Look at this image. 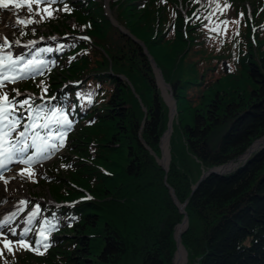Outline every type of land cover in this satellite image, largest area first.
I'll use <instances>...</instances> for the list:
<instances>
[{"label": "trees", "instance_id": "1", "mask_svg": "<svg viewBox=\"0 0 264 264\" xmlns=\"http://www.w3.org/2000/svg\"><path fill=\"white\" fill-rule=\"evenodd\" d=\"M169 1H148L144 8L127 7V0L110 5L118 24L142 38L157 61H163L164 79L174 91L181 138L178 146H171L168 175L138 135L142 129L146 146L159 152L166 105L151 62L143 48L107 18L102 0L71 3L76 20L50 41L52 50L36 48L30 56L45 58L49 66L60 62L50 83H31L47 97L36 107L42 108L41 119L59 110L71 126L52 123L58 133L76 130L72 125L83 115L81 125L88 128L77 129L73 137L85 159H74L67 169L58 164L48 169L55 173L53 199L71 205L55 213L48 208L41 226L61 227L68 221L59 232H75V237L65 235L64 246H74L76 255L70 260L78 264H172L174 232L184 216L170 194L171 186L180 203L188 200L189 229L182 242L189 260L264 264V148L232 173L208 176L193 191L203 171L236 160L264 138V24L254 29L246 17L247 30L229 31L232 34L224 40L231 47L216 50L208 56L209 65H203L188 55L196 43L188 35L199 28L186 25L183 13L170 15ZM116 3L121 10L114 8ZM203 13L198 11L194 18ZM214 27L220 25L209 19V32ZM83 34L89 39L81 38ZM177 56L181 65L176 64ZM122 74L147 109L145 121L140 101ZM59 77L63 78L58 82ZM106 83L111 86L105 88ZM185 227L186 223L181 232ZM140 251L145 259L137 263Z\"/></svg>", "mask_w": 264, "mask_h": 264}, {"label": "rangeland", "instance_id": "2", "mask_svg": "<svg viewBox=\"0 0 264 264\" xmlns=\"http://www.w3.org/2000/svg\"><path fill=\"white\" fill-rule=\"evenodd\" d=\"M77 1L78 0H56L55 3L45 4L43 2L37 3L36 0H32L31 7H29L26 3V0H17V2L22 5L21 7L17 8L15 7V5L10 4L9 9L0 10V37H3L6 43L10 45V47L0 48V53H2L5 56L11 55L13 59L20 60L19 58H21L22 56L18 55L17 52L20 51L21 48H24V46L34 45L35 43H38L39 41H42L39 43L51 41L53 38L48 37V35L55 34V33L59 34V31L67 28V26H70L71 23H73L76 20L74 15H72V12H70V8L68 6L71 3H75ZM114 1L115 0H109L108 5L109 6L112 5L111 2L113 3ZM148 1L151 2L152 0H132L131 2L132 4L138 5L137 8H142V7L144 8ZM169 2L170 4L168 5V7L173 6V10L170 15L179 16L181 13H183L186 19L185 21L186 25L191 26L193 28H199L192 34L188 35L190 39H196V43H192L191 49L188 55L193 59V61L201 62L203 65H209V62H207L209 60L208 56L210 54L214 56V53L216 52V50L221 48V52H222L226 48L229 49L231 47V45L228 46L226 44L228 43V41L224 40L228 35L232 34L229 31H232L235 28L237 29V31L242 30V29L247 30L246 17L251 18V21L254 23L253 24L254 29H256L258 25L264 24V0H170ZM106 3H107L106 0H102L103 10L105 13L107 10ZM128 4H131L130 0H127V7H128ZM123 7L126 8L125 5H123ZM114 8L117 10L118 8L117 3L115 4ZM61 10H62V13L67 15L68 17L62 16L60 15V13L58 15V12ZM118 10H121V8H118ZM201 10L204 11L203 15H200L194 18L196 13ZM9 18L11 20L8 22ZM193 18L194 20H192V23L191 22L189 23V20ZM234 18H238L237 22L235 21ZM20 19L29 20L30 23H28L27 25L18 24L17 21ZM209 19L214 21L215 24L220 25V27L219 28L214 27L213 28L214 30L209 32V29H210ZM205 23H207L206 26H202ZM122 30L127 32V34L123 32ZM120 31L123 34L131 37V39H133L136 43H138L143 48L144 54L147 56V58L151 62L152 72L156 80L158 79V73H159L161 78L165 81V83L170 86L171 93L175 101L174 102L175 114H174L173 119H171L172 113H171L169 103L163 96L162 91L159 88L158 83H157L163 103L166 105L165 131L163 132L160 143H159V152L158 153L153 152L150 150L149 147L146 146L142 138V135H143L142 129L138 133L142 144L155 157L156 162L159 164V166H161V168L168 175L170 171V165L168 166V168H164L161 162L159 161L161 157V153H162V150H161L162 140L165 134L167 133V131L171 129V135H170V141H169V152H170V157L172 161L173 149L171 148V146H175V145L178 146L180 138H181V129L179 127V118L177 114V101L175 100L174 91L171 85L164 79L163 69L161 67L163 61L161 62L157 61L155 56L151 53L149 47L146 46L144 40L140 37L133 35L131 31L127 29V27L122 25L120 27ZM33 32H36V34H33ZM40 35H44L47 37H44L43 39H39V41L34 40L35 42L33 41L27 42L28 37L36 38V37H39ZM241 35H242V32H239L237 36V40L240 39ZM253 36L251 37L253 38ZM80 37L83 39H89L87 36H85V34L80 35ZM50 45L52 44L47 45L43 51L45 52V50H52V48L49 47ZM38 47L39 46L35 47V49ZM99 49L106 55L104 49L100 47ZM34 50L31 51L29 56H27L26 58H23V61L29 60ZM225 55H227V53L223 54V56ZM36 58H39V57H36ZM180 58L181 56H177L176 64L181 65ZM95 59L97 58L95 57ZM49 63L50 61L46 62V65H47L46 68H49ZM20 64H21V68H24V62H21ZM153 64L155 67L153 66ZM44 71L45 69H43L41 74H44L43 73ZM5 72L7 73L8 70ZM19 75H20L19 73L15 74V77L17 78L16 83H10L8 79H5L3 81L5 86L0 87V99H3L5 97V93L9 91L11 92V96L10 97L7 96V100H10V101L14 100L17 102L16 105L14 106H10L9 104L6 105V103H4L6 107H11L12 109L13 107H19V103L25 100L28 101V104L24 106L26 107L33 106L34 105L33 103L35 101V99L33 98L37 97V95H40V93L37 94L30 90L32 89L31 83H29L24 88H18V82H24L25 80L38 78L40 76L33 77L30 79H25V80H23L24 79L23 78L22 80H20L18 79ZM30 75H32V71L26 70L25 76H30ZM121 77L124 81H127L129 88L139 99L140 105L143 111L145 112V117H144V121H145L148 117L147 112H146L147 109L142 103V100H140L139 95L137 94L134 85L131 83L130 80H128L126 75L122 74ZM9 78H11V76ZM45 78L48 81L46 83H50L49 79L47 77ZM55 78H57V76ZM62 78L63 77H59L58 82L62 80ZM58 82L56 81V84ZM110 86L111 84L109 83L105 84V88H109ZM17 88L19 90H17ZM38 109H36L35 112L40 114V112L42 111V108L38 107ZM12 112L20 120V116H17L19 115L18 114L19 112H17L15 109H13ZM57 113L59 114V112ZM58 114L57 116H60V114L59 115ZM41 115L42 114H40V116ZM48 115L53 117L52 113L50 114L47 113L46 116ZM83 118H84V115L81 116L79 119H77L76 125L73 124L72 127L76 128V130L79 129V131L80 130L85 131V129L87 128V125L85 123L81 125V123L83 122H80V119H83ZM144 121H143V127L145 123ZM20 130L25 131L26 127H24L23 129L19 127L16 128L15 131L13 132V137ZM44 130L45 129H43V131ZM76 130L69 128L66 131L62 132L64 133L62 145L60 141L56 139V137L60 136V135H57L56 131L54 134H51L50 137L39 133L41 139H38L36 143L41 146L42 151L38 153L36 147L29 146L27 152L21 153L22 154L21 160H24L29 157L33 159H38L44 156L46 157L43 160H35L36 162L33 163L32 165H28L24 163L12 165L7 171L1 174L0 192L2 188L10 190L11 187L14 185H17V187L14 189V193L12 194V197L8 199V201L1 202L2 207H5V205L8 206L10 204L13 207L15 206L14 207L15 210L9 215L10 218L2 223V224H7L8 227L5 228L3 231H0V264H31L30 259H28L30 256L38 264H41L40 259H46L48 264H63L64 260L68 264H78V262L75 261L74 259H73L74 261L70 260L71 258H75V255H76L73 250L74 246L70 248H66L64 246L65 235H67V237L69 236L75 237L76 236L75 232L74 231H70L67 233L59 232L61 228H63V225L68 223L67 220L63 221L64 224L61 227L60 225L53 223L50 229L47 228L46 226H44L43 228H40L39 224H37L33 227V230H32L33 236L31 237V239H29L27 237L31 236L30 233L21 231L19 229V222L27 215V213H30L32 210L23 213L22 208L16 209L18 204H21L23 202H27L30 200L32 201L34 200V198H38V201L41 202V204L42 203L45 204L46 205L45 208L48 209L52 207L50 211H52L53 213L63 208V207L59 208L56 205L49 206V204H52V202L55 201L51 199V198H54V194H53L54 192H52V180L55 176V173L53 172V170L49 171L48 169L53 168L56 164L60 165L61 168L63 169H67L68 166L74 165L73 163L74 159L80 160L81 158H84L80 154V151H81L80 148H77L79 147L77 146V144H79L78 139L76 138L73 139L75 135L74 133ZM177 130H178V133H177ZM221 137L223 138V135ZM221 137L219 138L220 141H221ZM32 138L33 137L31 136L30 139ZM71 138H72V142H71ZM53 144L56 145L55 149L49 146ZM259 145L260 146L257 148V151L255 153H257L259 150L264 148V144H259ZM255 153H253L249 158H247V160L245 159L244 161H242L243 156L246 154L245 153L244 155L240 156L236 160L231 161L223 166L237 165V167H234V170H235L241 167L244 163H246ZM171 161H170V164H171ZM41 165L42 167L38 168ZM86 166H88V164ZM205 173L206 172L203 171L199 181L201 180V178L203 177ZM216 175L226 176V174H216ZM199 181L197 182V184L199 183ZM196 185L193 187V191L196 190V189L194 190ZM168 187L170 188V194H171V189L173 188L171 186H168ZM171 196L173 200L175 201L179 211L184 216L182 223H180L175 228V232H174L173 239L176 242L175 243L176 251L172 259L174 260L179 250L178 245H177L178 241H176V230L179 226L186 223V216L188 215L185 211V208L188 205V200L186 201L187 205L184 208L185 213H183L181 209L179 208L178 203L180 205H183L186 202L182 204L177 200V198L175 200L172 194ZM81 198L83 197H80L79 199ZM65 204L67 203H64L63 205ZM43 213L45 214V212ZM110 213L112 212L110 211ZM21 214L22 216L20 217ZM11 231H14L16 235L15 236L11 235ZM41 233H44V236H41ZM56 237H62V238L61 240H55L56 244H54L51 247V249H45V250L39 249V253H37L36 245H35L36 240H40V242H45L48 240H53ZM182 237L183 235L179 236L180 246H182L186 252V259H187L186 264H194L193 261L189 260L188 251L183 245ZM21 241H24V244H27L30 247H24V245L21 244ZM6 244H9L10 246L5 247ZM144 255L145 253L141 251L138 252L137 257H136L138 259L136 260V262L137 263L143 262L145 259ZM36 263L32 262V264H36Z\"/></svg>", "mask_w": 264, "mask_h": 264}, {"label": "snow or ice", "instance_id": "3", "mask_svg": "<svg viewBox=\"0 0 264 264\" xmlns=\"http://www.w3.org/2000/svg\"><path fill=\"white\" fill-rule=\"evenodd\" d=\"M37 3L43 2L45 4H50V3H55L56 0H36ZM26 3L29 7H31L32 0H26ZM15 5V7L19 8L22 5L17 2V0H0V10L4 9H9V5ZM47 11V10H46ZM18 24H24L27 25L30 23L29 20L26 19H20L17 21ZM4 47H10L5 41L3 37H0V48ZM7 61V63H5ZM21 63L20 60L13 59L11 55H3L0 53V87H4L3 81L5 79H8L10 83H16L17 78L15 77L16 73H19L18 79L22 80L26 74L27 71H35L38 70L39 68L43 67L45 62L43 60H31V61H24V68L18 67V65ZM7 68L8 72L2 71L3 69ZM11 76V78H9ZM46 91V89H45ZM7 99V96H5L3 99H0V170H3L6 168V163L5 161L11 163L15 152L17 151L16 147L12 145L10 138L12 133L15 131L17 126L19 125L20 121L19 119L13 114L11 111V107H6L4 105V100ZM16 101H9L10 106L16 105ZM28 104V101L25 100L23 102L19 103V107L23 108L24 105ZM28 111H32L31 106H29ZM59 110H54L52 113L53 117H56V113ZM30 120L33 122L31 124L26 125V130L21 131L19 133L20 140L17 141V144L22 145L19 147V152L25 153L28 150L29 145L26 143V136H27V129L35 128V127H40L43 129H49V125L51 123H55L58 125H63V126H68L70 127V122L67 120V117L65 116H59L56 117L54 120L53 119H46L45 123L37 125V121L41 119V116L39 113H37L35 116H30L28 117ZM63 136L64 133H61L59 137H56L61 143L63 144ZM9 138L8 145L5 146V138ZM38 139H41L39 132H36L35 135L32 138V145L33 147H36L37 152H41V146L36 143ZM53 149L56 148V145H49ZM19 163H24L28 165H32L36 161L29 157L24 160L18 161ZM33 215H36V213H33ZM29 223H31V217L29 218ZM7 224H0V231H3L5 228H7ZM27 232V230H25ZM11 235H16L14 231H11ZM41 236H44V233H41ZM21 244L24 245V247H30L27 244H24V241H21ZM36 245V251L39 253V249L41 247V242L40 240L35 241ZM9 244H6L5 247H9ZM43 247L46 249L48 247V244H44Z\"/></svg>", "mask_w": 264, "mask_h": 264}, {"label": "bare ground", "instance_id": "4", "mask_svg": "<svg viewBox=\"0 0 264 264\" xmlns=\"http://www.w3.org/2000/svg\"><path fill=\"white\" fill-rule=\"evenodd\" d=\"M107 3V10L105 15L107 16V18L114 24V26L116 27H121L118 22L114 19V17L112 16V14L110 13V6L108 5L109 0H106ZM11 19L9 18L8 22ZM4 32V31H3ZM48 45V43L43 42L42 44L39 43H35L34 45H30V46H24V48H21L20 51H18V55L22 56L20 59L21 62L23 61V58H26L27 56L30 55L31 51L35 49V47L39 46L38 48H44ZM19 49V48H18ZM7 63V62H5ZM21 65V64H20ZM154 66V64H153ZM45 66L39 68L38 70H35L34 74L30 75V76H24V79H30L33 77H37L40 76L38 78H34V79H30V80H25L24 82H18V88H24L28 83H35V84H39V85H43V82H47L46 78H49L51 75H53L56 71H58V69L60 68V62L55 63L52 66H49V68H46L45 71L43 72L44 74H41V72L43 71ZM155 67V66H154ZM7 68L3 69L4 72L7 71ZM158 85L162 91L163 96L165 97V99L167 100V102L169 103L170 109H171V119H173L174 114H175V109H174V99L173 96L171 94V89L170 86L168 84H166L164 82V80L161 78L160 74L158 73ZM17 88V90H19ZM32 92L39 94L36 90L34 89H30ZM5 96H11V92H6ZM12 101V100H11ZM9 104V103H7ZM47 104V103H44ZM36 105H40L39 102H36ZM13 109H15L17 112H22L25 108H19V107H13ZM20 117H25L24 115H19ZM22 130H20L19 132H21ZM170 135H171V129L167 131V133L165 134L163 140H162V159H159V161L161 162L162 166L164 168H168V166L170 165V161H171V157H170V152H169V141H170ZM261 143H257L253 146V148H255L257 145H259ZM8 143L7 141H5V146H7ZM22 145H19V147ZM19 147L16 148L17 151L15 153L19 152ZM46 156L38 158V159H34V160H43ZM6 163V169H9L10 166H12L11 163L5 161ZM48 166V165H46ZM41 166H39L38 168H41ZM231 168H234V165H229L225 168H222V171H226V170H230ZM17 187V185H14L11 187L10 190L7 189H3L0 192V224H2L3 222H5L6 220H8L10 217L9 215L15 210L13 206H11L10 204L7 206L5 205V207H2L1 202H5L8 201V199H10V197H12V194L14 193V189ZM1 189V188H0ZM52 200H54L53 198H51ZM53 204H49V206H52ZM71 204H66V205H59L57 207H64V206H70ZM45 204H41V202L38 201V198H34V200H30L27 202H23L21 204H18V206L16 207V209H23V213L32 210L30 213H27V215L19 222V229L21 231H25L27 230V232L30 233L31 236L27 237L29 239H31L32 235V230L33 227L37 224H39L40 228H43L42 225V219H43V212L47 211V208H45ZM61 210V209H60ZM22 213V214H23ZM33 213H36V215H33ZM22 214L20 215V217L22 216ZM31 217V223H29V218ZM184 225H181V227L179 228V230L177 231L176 237L177 240H179V234L181 232V230L184 228ZM44 230V229H43ZM62 230V228H61ZM26 232V231H25ZM43 232V231H42ZM48 244V247L46 249H51V247L56 244V242L54 240H48L45 242H41V250H45V248L43 247L44 244ZM186 252L184 250V248L182 246L179 247V250L173 260V264H185L186 262Z\"/></svg>", "mask_w": 264, "mask_h": 264}, {"label": "water", "instance_id": "5", "mask_svg": "<svg viewBox=\"0 0 264 264\" xmlns=\"http://www.w3.org/2000/svg\"><path fill=\"white\" fill-rule=\"evenodd\" d=\"M119 28H120V27H119ZM122 31H123V30H122ZM123 32H125V31H123ZM125 33L127 34V32H125ZM121 78H122V77H121ZM157 80H158V79H157ZM164 82H165V81H164ZM172 96H173V95H172ZM174 102H175V101H174ZM257 143L264 144V138L261 139V140L256 141V142L251 146V148H249V150H248V151L246 152V154L243 156L242 161H244L245 159L247 160V158H249L253 153H255V152L257 151V148H258L260 145H258L256 148H253V146H254L255 144H257ZM225 167H227V166H221V167L213 168V169L207 171V172L203 175V177L201 178V180L199 181L198 184H200L204 179H206L208 176H210V175H212V174H227V173H230V172H232V171L234 170V168H231L230 170L222 171L221 169H222V168H225ZM234 167H237V165H234ZM198 184L196 185V187L194 188V190L197 188ZM171 194L173 195V197H174L175 200H176L175 193H174L173 189H171ZM177 203H178V202H177ZM186 205H187V202H186L185 204H183V205H180V204L178 203V206H179V208L181 209V211H182L183 213H185V212H184V208H185ZM188 227H189V219H188V216H186V227H185V229L179 234V236H182V235L188 230ZM179 240H180V238H179ZM179 247H180V241H178V249H179Z\"/></svg>", "mask_w": 264, "mask_h": 264}]
</instances>
